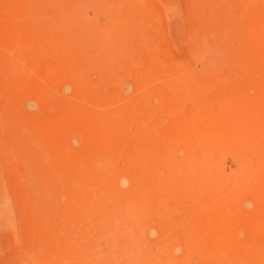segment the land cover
I'll return each mask as SVG.
<instances>
[{
    "label": "rangeland",
    "instance_id": "1",
    "mask_svg": "<svg viewBox=\"0 0 264 264\" xmlns=\"http://www.w3.org/2000/svg\"><path fill=\"white\" fill-rule=\"evenodd\" d=\"M263 181L264 0H0V264H264Z\"/></svg>",
    "mask_w": 264,
    "mask_h": 264
},
{
    "label": "bare ground",
    "instance_id": "2",
    "mask_svg": "<svg viewBox=\"0 0 264 264\" xmlns=\"http://www.w3.org/2000/svg\"><path fill=\"white\" fill-rule=\"evenodd\" d=\"M212 11H213V10H212ZM210 14H211V13H210ZM209 16H210V15H209ZM210 46H211V45H210ZM111 110H112V109H111ZM109 114H110V113H109ZM25 142H26V141H25ZM22 144H23V143H22ZM25 145H26V144H25ZM25 145H24V146H25ZM263 182H264V181H263ZM217 199H218V198H217ZM217 199L215 198L216 201H217ZM215 200H213V201H215ZM220 200H222V199H220ZM218 201H219V200H218ZM218 201H217V202H218ZM211 202H212V201H211ZM217 202H216V204H217ZM224 202H226V201L224 200ZM226 203H227V202H226ZM210 204H211V203H210ZM219 204L222 205L221 201H219ZM219 204H217V205H218L217 207H219ZM212 210H213V209H212ZM218 210H220V208H219ZM213 212H214V211H213ZM222 213H223V211H222ZM210 214H211V213H210ZM219 214H220V213H219ZM219 214H218V215H219ZM220 217H221V216H220ZM222 217H223V216H222ZM224 217H226V216H224ZM217 224H218V223H217ZM214 226H215V225H214ZM219 227H220V226H219ZM221 228H222V227H221ZM219 231H221V230H219ZM49 239H50V238H49ZM218 239H219V238H218ZM32 240H33V239H32ZM53 240H54V239H53ZM221 241H222V243H223V240H221ZM218 242H219V241H218ZM71 244H72V243H71ZM32 245H33V243H32ZM219 245H220V244H219ZM230 246H231V245H230ZM219 247H220V246H219ZM28 248H29V247H28ZM28 248H27V249H28ZM71 248H72V247H71ZM44 250H45V248H44ZM69 251H70V250H69ZM75 251H76V250H75ZM41 252H42V251H41ZM62 252H63V251H62ZM64 252H65V251H64ZM78 257H79V256H78ZM78 259H79V258H78ZM85 262H86V261H85ZM178 264H179V263H178Z\"/></svg>",
    "mask_w": 264,
    "mask_h": 264
}]
</instances>
